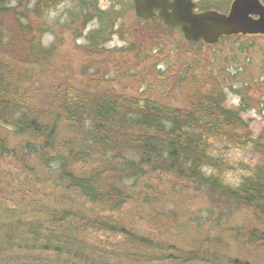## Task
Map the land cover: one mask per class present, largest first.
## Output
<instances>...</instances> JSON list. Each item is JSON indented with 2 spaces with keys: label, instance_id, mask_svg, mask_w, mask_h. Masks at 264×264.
Here are the masks:
<instances>
[{
  "label": "rangeland",
  "instance_id": "obj_1",
  "mask_svg": "<svg viewBox=\"0 0 264 264\" xmlns=\"http://www.w3.org/2000/svg\"><path fill=\"white\" fill-rule=\"evenodd\" d=\"M115 1L98 0L101 9L120 11L121 17L114 26L116 32L96 48L86 39L88 32L98 27L96 20H91L85 29L71 19L66 24L70 17H75L72 0L73 7L65 10L63 22L57 20L50 24L43 13L39 16L28 13L32 23L38 25L35 38L45 48L52 46L44 81L53 82L56 87L67 83L75 91H93L94 86L109 81L110 89L118 94L125 92L137 99L150 97L180 107L185 100L176 79L190 67L194 75L208 83L205 89L209 82L215 81L225 90L227 108L237 109L242 99L247 100L251 107L241 116L248 122L254 138L260 134L264 127V37L225 35L217 44L200 41L196 43L204 45L197 46L185 39L179 29L137 17L133 0ZM214 1L216 9L213 10L226 13L233 0ZM25 9L18 8L21 12ZM21 18L25 20L23 15ZM4 19L9 29H19L12 13L4 15ZM243 86L246 89L240 95L232 91ZM22 142L9 128L0 127V147L3 144L9 149L0 148V216L6 217L0 219L4 224L0 226V264H128L123 262L125 255L131 256L128 260H134L130 264H264V243L252 238V233H258L257 228L263 225L254 220L249 208L220 209L192 182L154 172L134 188L128 181L124 188L132 199H128L121 211L109 212L102 205L87 202L76 193L53 185L45 175L47 168L40 167L35 155L27 157L31 168L26 166L34 171L25 170L9 152L20 153ZM217 142L223 145V151L235 146L247 148L255 165L261 161L251 145L219 140L214 143ZM97 164L98 161H91L85 166ZM139 193H151L158 198L144 201ZM137 195L140 202L133 200ZM61 208L70 211L71 219L77 217L76 221L82 216L125 222L130 231L141 233L149 244L143 243L145 247H142L136 240L129 242L121 235L110 238L106 232L84 228L76 237L85 247L78 242H65L71 249L69 256L58 244L56 237L59 236L54 238L51 249L46 250V240L41 239L43 232L38 235V245L26 246L20 237L27 236L24 224L29 221L38 220V226L45 225L43 228L54 235L61 232L70 235L66 232L69 230L62 231L58 224H48L52 213ZM170 208L174 209L171 214ZM160 211L169 213L162 216ZM3 233L10 236V241L1 237ZM189 253L198 256L184 262Z\"/></svg>",
  "mask_w": 264,
  "mask_h": 264
},
{
  "label": "trees",
  "instance_id": "obj_2",
  "mask_svg": "<svg viewBox=\"0 0 264 264\" xmlns=\"http://www.w3.org/2000/svg\"><path fill=\"white\" fill-rule=\"evenodd\" d=\"M72 1L75 17H70L66 24L69 25L71 19L85 29L91 20H96L98 27L89 31L86 39L95 48L105 44L116 32L114 26L121 17L120 11L103 10L98 0ZM57 2L0 0V127L9 128L23 140V144H19L23 150L20 153L10 150L11 155L31 172L34 170L29 169L27 157L35 155L40 167L47 168L45 175L53 185L116 213L132 199L124 188L128 181L134 188L149 173L171 174L177 180L192 182L220 209L245 207L252 210L254 220L263 225L257 228L258 233H252V238L264 243V127L254 138L248 122L241 116L251 107L250 103L242 99L237 109L227 108L225 90L215 81L209 82L205 89L208 83H203L190 67L176 79L185 100L180 107L150 97L137 99L125 92L118 94L110 89L109 81L94 86L93 91H75L66 86L67 83L56 87L53 82L44 81L52 46L45 48L35 38L38 25L32 23L28 13L39 16L43 9ZM215 4L214 0H199L198 8L216 9ZM23 6L26 9L19 11ZM10 13L18 30H11L6 24L4 15ZM167 81L165 77L164 84ZM244 89L245 86L232 91L239 94ZM218 140L251 145L260 155L261 161L253 167L252 175L243 177L239 187L227 186L219 176H205L200 170L206 164L220 172L228 167L222 156L212 158L208 154ZM0 148L9 150L3 144ZM91 161L99 164L86 167ZM139 195L148 202L158 198L151 193ZM133 200L141 201L138 195ZM170 210L171 214L174 209ZM169 212L160 211V215L166 216ZM52 215L48 224L56 223L62 231L69 230L66 232L70 235L60 233L61 230L54 235L43 228L45 225L38 226V220L29 221L24 224L27 236L20 237L26 246L38 245V235L43 232L41 239L46 240V250L51 249L54 238L59 236L56 237L58 244L69 256L71 249L65 242L70 240L85 247L76 237L84 228L106 232L110 238L121 235L129 242L136 240L142 247L149 244L141 233L130 231L131 227L127 228L125 222L82 216L76 221L77 217L71 219L72 214L65 208L56 209ZM0 219L6 217L0 216ZM5 233L1 237L10 241ZM73 256L78 257L75 253ZM197 256L189 253L184 262ZM128 257L131 256L125 255L123 262L130 264L134 260Z\"/></svg>",
  "mask_w": 264,
  "mask_h": 264
},
{
  "label": "water",
  "instance_id": "obj_3",
  "mask_svg": "<svg viewBox=\"0 0 264 264\" xmlns=\"http://www.w3.org/2000/svg\"><path fill=\"white\" fill-rule=\"evenodd\" d=\"M135 13L145 19H160L179 27L190 42L215 44L227 35H263L264 4L261 0H233L228 12L197 11L194 0H134Z\"/></svg>",
  "mask_w": 264,
  "mask_h": 264
},
{
  "label": "clouds",
  "instance_id": "obj_4",
  "mask_svg": "<svg viewBox=\"0 0 264 264\" xmlns=\"http://www.w3.org/2000/svg\"><path fill=\"white\" fill-rule=\"evenodd\" d=\"M35 2V0H34ZM73 4L71 0H58L51 7L42 10L43 18L48 23H55L57 20L63 22L66 19V9H71ZM212 158L222 156L228 167L220 172L216 167L211 165H202L201 172L205 176H219L222 183L232 188L239 187L243 182V177L252 175V169L256 161L252 158L251 152L247 148L235 146L228 151H223L221 143H214L208 153ZM247 166V167H245Z\"/></svg>",
  "mask_w": 264,
  "mask_h": 264
},
{
  "label": "flooded vegetation",
  "instance_id": "obj_5",
  "mask_svg": "<svg viewBox=\"0 0 264 264\" xmlns=\"http://www.w3.org/2000/svg\"><path fill=\"white\" fill-rule=\"evenodd\" d=\"M262 1V3L264 4V0H261ZM197 3L199 2V0L198 1H196Z\"/></svg>",
  "mask_w": 264,
  "mask_h": 264
}]
</instances>
